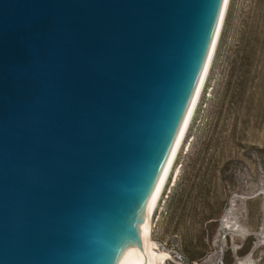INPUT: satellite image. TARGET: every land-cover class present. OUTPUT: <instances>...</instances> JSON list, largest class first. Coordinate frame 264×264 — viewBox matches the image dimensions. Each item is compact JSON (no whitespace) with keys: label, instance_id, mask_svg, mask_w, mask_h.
<instances>
[{"label":"water","instance_id":"95a60500","mask_svg":"<svg viewBox=\"0 0 264 264\" xmlns=\"http://www.w3.org/2000/svg\"><path fill=\"white\" fill-rule=\"evenodd\" d=\"M219 2L0 0V264L141 250Z\"/></svg>","mask_w":264,"mask_h":264},{"label":"rangeland","instance_id":"374dc122","mask_svg":"<svg viewBox=\"0 0 264 264\" xmlns=\"http://www.w3.org/2000/svg\"><path fill=\"white\" fill-rule=\"evenodd\" d=\"M150 223L163 264H264V0H230Z\"/></svg>","mask_w":264,"mask_h":264},{"label":"bare ground","instance_id":"6f19581e","mask_svg":"<svg viewBox=\"0 0 264 264\" xmlns=\"http://www.w3.org/2000/svg\"><path fill=\"white\" fill-rule=\"evenodd\" d=\"M230 0H220L213 30L187 105L175 143L164 164V167L155 182L146 203L140 212L132 230V236L140 240L141 250H126L119 257L117 264H163L168 254L162 250H156L149 242L150 223L158 202L163 194L170 175L172 174L176 159L181 150L184 138L190 126L194 112L197 109L202 91L206 84L211 65L214 60L216 49L219 43L221 30L226 17Z\"/></svg>","mask_w":264,"mask_h":264}]
</instances>
